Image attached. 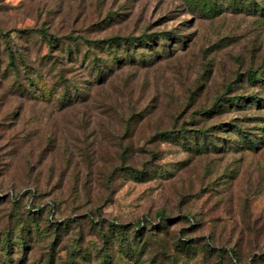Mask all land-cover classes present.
I'll list each match as a JSON object with an SVG mask.
<instances>
[{"label":"rangeland","instance_id":"1","mask_svg":"<svg viewBox=\"0 0 264 264\" xmlns=\"http://www.w3.org/2000/svg\"><path fill=\"white\" fill-rule=\"evenodd\" d=\"M12 26L164 35L106 73L81 43L72 103L48 68L39 100L0 90V127L25 133L15 150L0 139V192L24 193L0 198V264H264V0H0ZM12 37L24 51L41 42ZM32 188L72 218L30 215ZM159 215L170 219L153 227Z\"/></svg>","mask_w":264,"mask_h":264},{"label":"trees","instance_id":"2","mask_svg":"<svg viewBox=\"0 0 264 264\" xmlns=\"http://www.w3.org/2000/svg\"><path fill=\"white\" fill-rule=\"evenodd\" d=\"M100 14V13H99ZM106 17H113L111 13H106ZM75 30H69L64 34H60L58 30H51L49 26H40V27H26V28H16L14 26L10 28L0 27V78L2 82L0 83V90H2V94L4 96L10 98H18L22 103H25L29 97L39 100V96L35 93V88L38 87V79L42 74V70L48 68L50 71H54V74H57L60 79H63V92L64 95L67 96L70 103L74 101L71 96V90L74 84V70L76 67L75 58L76 51L80 50L81 43L90 50V53H94L96 55V59L93 60V64L95 67V71L107 72V68H111L113 63H119L121 61V50H125L127 56L132 57L133 52L132 49H136L139 45H143L148 43L156 36H163V33L160 34H152L147 31L142 32L140 34H135L133 32L128 33H111L103 37H90L89 31L86 30L87 35L75 34ZM13 32H24L26 35L35 37L39 36L41 38V42L39 46L34 48V45H37L36 40H30L29 42L33 44L28 46L24 51L20 46H16L13 41L12 34ZM43 41V42H42ZM5 43L6 51L9 53V57L6 60L1 58L2 44ZM42 43H45L47 50L42 51ZM35 52V53H34ZM99 52V53H98ZM34 55H31L33 54ZM98 56L100 60H98ZM104 58V62L101 59ZM98 60V61H96ZM140 61V59H139ZM71 74V75H69ZM250 78L256 79V72H250L248 75ZM77 89V88H76ZM75 89V90H76ZM78 90H76L77 92ZM237 98H228L227 102L235 103ZM221 98H218L216 104L214 106L218 107L220 105ZM259 99H257L258 101ZM19 101V102H20ZM22 107V106H18ZM208 109L203 110V112H208ZM15 114H14V113ZM18 110H12L9 114H17ZM16 118V117H14ZM2 127V128H1ZM0 127V139L7 138L8 146H11L13 150L17 148L21 139L22 143H24L25 133L21 130L20 132H16L14 127H9V124L5 123ZM13 130V131H12ZM200 135L205 138H210L209 134H206V130L204 129H196ZM175 130L165 129L160 134L169 135L172 134ZM181 128L178 129L180 134L184 132H180ZM24 137L21 136L22 133ZM21 137V138H20ZM250 144L253 143L249 141ZM121 161H124V156H122ZM133 171L136 173L142 172L141 170L133 168ZM23 192L11 193L7 192L3 194L0 192V198H10L11 202L18 203L23 196ZM30 196L26 200V209L30 215L37 216L41 213L45 214V218L49 222L50 225L58 227L60 225H65L67 220L72 217H62L58 215L59 211L51 200L49 202H37V192L35 188L29 190ZM93 221L96 224H102L103 216L98 214L96 216H92ZM170 217L166 215H159V219L152 222V226H162L166 220H169ZM190 222L193 223V218H190ZM147 220L142 218L137 221L134 226L135 233L137 235H142L148 225ZM109 225L117 226L119 229H126V224H118L115 222H110ZM183 242H188L190 238L181 237Z\"/></svg>","mask_w":264,"mask_h":264}]
</instances>
